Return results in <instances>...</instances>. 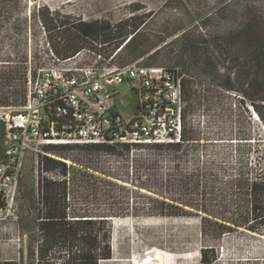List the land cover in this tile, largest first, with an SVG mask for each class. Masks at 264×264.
Wrapping results in <instances>:
<instances>
[{"label":"trees","instance_id":"1","mask_svg":"<svg viewBox=\"0 0 264 264\" xmlns=\"http://www.w3.org/2000/svg\"><path fill=\"white\" fill-rule=\"evenodd\" d=\"M12 1L21 0H0V5ZM249 10H253L252 5L238 7L241 22L218 39L226 44L220 56L206 50L197 52L195 48L204 45V40L193 37L191 31L176 39L184 47L177 55L162 56L161 50L146 48L145 16L134 15L117 22H88L41 9L37 16L48 33L52 50L61 60L70 59L84 49L106 58L120 50L113 60L127 53L132 61L146 58L147 67L160 66L166 61L184 65L196 58L195 70L217 82L227 93L238 95L243 107L250 106L264 128V21L263 17H252ZM245 17L248 19L243 21ZM257 30L262 34L261 41L257 40ZM219 57L224 61L223 74L218 68ZM20 70L10 67L0 70V105H18L25 98L26 71ZM197 77L192 75L181 80L187 103L183 117L184 143L139 146V149L158 154L178 153L195 140L189 117L194 112L193 79ZM18 83L21 89H17ZM11 95L15 96L13 102H9ZM46 150L56 158H40L37 188H31L30 194L24 195L20 202L19 232L26 244L18 259L0 257V264H101L113 257L111 222L130 216L196 214L202 216L204 223L213 221L223 233L243 230L264 238V167L261 163L254 166L243 163L237 175L217 189L216 182L205 178L200 169L191 175L179 174L180 166L176 164L174 170L178 174H169L167 180L157 179L160 155L153 160L145 154L131 157L127 153L129 147L121 151L108 145H51ZM173 156L172 160L176 159ZM105 157L125 159L121 167L124 171L131 161V177L103 167ZM142 191L152 193L151 197L144 196L149 202H135L134 196ZM206 251L202 252V263L212 264L216 261L215 253L208 259Z\"/></svg>","mask_w":264,"mask_h":264},{"label":"rangeland","instance_id":"2","mask_svg":"<svg viewBox=\"0 0 264 264\" xmlns=\"http://www.w3.org/2000/svg\"><path fill=\"white\" fill-rule=\"evenodd\" d=\"M246 4L253 7L249 10L252 17H263L264 21V0H21L2 3L0 70L10 67L21 68L24 72L31 64L36 72L41 64L51 63L46 56L48 33L45 34L37 16L40 9L88 22H117L134 15L145 16L148 23L146 48L161 50L162 56L177 55L184 47L176 39L191 31L193 37L199 36L205 41L204 45L195 48L197 52L206 50L220 56L226 44L218 39L230 28L238 26L241 22L238 7ZM247 19L245 17L243 21ZM257 32V40L261 41L262 34L260 30ZM95 59V55L85 54L81 64L92 65ZM136 62L146 66L148 60L132 61L126 53L112 61L119 67ZM223 64V58L219 57L218 68L222 74ZM156 67L179 69L180 76L186 78L199 76L193 79L196 95L192 103L194 112L189 117L195 140L178 153H135L148 155L152 160L160 155L157 179L167 180L169 174H178L174 170L176 164L180 166L179 174L191 175L200 169L205 178L216 182L217 189H221L228 179L237 175L243 163L248 162L250 166L261 163L264 167V128L250 106L245 104L243 107L238 95L227 93L217 82L196 71V58L184 65L166 61ZM17 85V89H21L20 84ZM14 98V95L10 96V99ZM115 104L128 118L136 112L137 99L134 94L121 89ZM173 155H176L174 160ZM124 160L105 157L102 165L115 169L113 173L131 177V161L127 162L128 169H121ZM40 174L34 155L28 154L13 204H7L0 212V257L3 259H18L26 244L19 232L22 225L20 202L24 195L30 194L31 188H37ZM144 196L151 197L152 193L138 192L134 196L135 202H149ZM111 223L113 257L101 264H203L202 252L205 250L208 259L215 253L216 261L212 264H264L263 237L243 230L223 233L213 221L204 223L202 216L196 214L186 217L130 216L114 219Z\"/></svg>","mask_w":264,"mask_h":264},{"label":"built area","instance_id":"3","mask_svg":"<svg viewBox=\"0 0 264 264\" xmlns=\"http://www.w3.org/2000/svg\"><path fill=\"white\" fill-rule=\"evenodd\" d=\"M46 42L51 63L41 64L36 72L30 64L25 98L18 105H0V212L13 204L28 154L38 165L44 156L56 158L47 146L129 147L133 157L144 151L139 146L184 143L187 103L179 69L139 62L119 67L112 61L120 50L106 58L84 49L61 60ZM85 54L96 56L94 64H81ZM121 89L137 99L132 117H125L115 104Z\"/></svg>","mask_w":264,"mask_h":264}]
</instances>
